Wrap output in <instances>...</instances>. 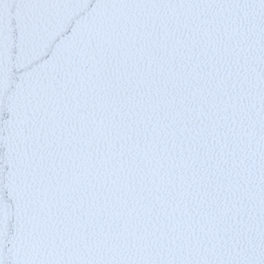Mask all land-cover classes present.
<instances>
[{
	"label": "water",
	"instance_id": "obj_1",
	"mask_svg": "<svg viewBox=\"0 0 264 264\" xmlns=\"http://www.w3.org/2000/svg\"><path fill=\"white\" fill-rule=\"evenodd\" d=\"M0 264H264V0H0Z\"/></svg>",
	"mask_w": 264,
	"mask_h": 264
}]
</instances>
